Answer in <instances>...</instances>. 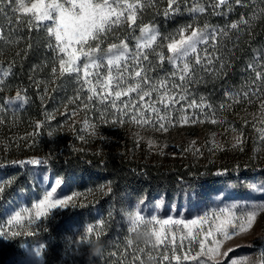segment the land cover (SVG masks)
<instances>
[{"label": "trees", "instance_id": "1", "mask_svg": "<svg viewBox=\"0 0 264 264\" xmlns=\"http://www.w3.org/2000/svg\"><path fill=\"white\" fill-rule=\"evenodd\" d=\"M18 1L10 10H0V226L4 204L31 185L32 162L36 160L55 175L74 179L76 189L86 197L91 194L81 206L39 225L37 237L46 246L44 264H181L174 258L172 248L152 247L142 232H130L126 215L141 200L159 194L171 198L183 189L213 185L219 171L250 174L260 161L257 155L249 153L225 165L213 161L185 164L137 156L133 144L119 152L81 147L79 136L70 127L76 117L108 122L113 112L96 96L88 100L91 94L77 78L80 74L60 73L61 54L49 25L20 13ZM141 3L132 27L115 26L93 44L104 48L124 42L133 47L140 27L157 25L159 38L146 50L149 59L142 61V76L146 75L157 87L167 81L171 98L185 97L176 103L177 115L183 113L184 107L197 121H228L252 140L257 138L256 129L249 126L264 116V76L256 77L257 71L264 73V0H229L228 5L215 10L210 0H177L172 6L175 12L169 10V0ZM193 6L205 11L193 13ZM5 8L0 4V9ZM232 23H237L238 28L232 29ZM193 28L217 30L214 40L208 39L198 48L201 57L210 54L211 63L202 59L196 64L193 54L187 59L191 71L180 81L177 67L168 59L167 43L182 30ZM254 63L256 69L250 70L249 65ZM173 72L177 75L172 76ZM226 92L239 93V101L228 99ZM15 93L26 100L18 111L6 104ZM159 95L151 93L156 99ZM191 100L202 102L204 107H187ZM261 146L263 143L255 139L249 150H259ZM89 227L94 229V242H80ZM22 242L13 239L3 244L0 264H14L11 258ZM165 254L168 260L163 259Z\"/></svg>", "mask_w": 264, "mask_h": 264}, {"label": "rangeland", "instance_id": "2", "mask_svg": "<svg viewBox=\"0 0 264 264\" xmlns=\"http://www.w3.org/2000/svg\"><path fill=\"white\" fill-rule=\"evenodd\" d=\"M20 2L21 0L17 3L18 11L33 16L32 13H25L19 10ZM22 2L25 7H30L35 0H22ZM46 2H49V0H46ZM38 23L43 25L51 24L54 27L52 21H40ZM122 24H127L129 27L133 26L128 22ZM115 26L119 25H113V27ZM145 27L154 30L157 34V39L153 42L152 47L156 44L159 38V29L157 25L146 24L140 27L139 33L133 41V47L128 46L130 53L136 52L137 45L143 42L142 30ZM192 30H197L198 33L203 32L205 36H208L211 32L209 28L187 29L181 31L174 39L179 40L181 36L186 38ZM93 41L90 40L88 46L95 48L96 45L93 44ZM121 43H116L115 45H120ZM203 44L205 43L199 44L197 47L199 48ZM111 45L113 44L104 48L99 45V51L95 55L107 54ZM149 49H145V51ZM168 53L170 61L173 53L169 51ZM77 54L79 55V52ZM64 58L67 59L66 56ZM79 63H84L83 57H81ZM129 63L131 64V61ZM170 63L177 67L175 63ZM99 71L104 73L106 69L102 68ZM130 72L132 73V78L127 83L134 84L138 78L134 77V72L131 69ZM80 75L82 79V73ZM91 79L93 86H96L95 77ZM85 85L88 90L89 85ZM100 91L101 89L97 86V93H100ZM88 92L90 91L88 90ZM130 95L134 97L136 93H131ZM96 97L99 98V96ZM121 99L128 100L129 97L122 96ZM170 99L172 98L168 95L165 98V102ZM157 100L153 96L150 98L145 97V102L161 108L160 114H167V117L171 120V123L166 124V131L159 129L158 124L155 126L151 124L141 126L133 122L128 116H121L120 113L112 108V117L108 122L106 120L95 121L90 117L87 119L76 117L70 127H73V133L79 136L78 144L81 142V147H86V149L119 152L125 151L128 149L125 147L133 144L135 155L163 163L194 164L213 161L219 165H225L226 163L229 164L230 161L236 160L237 157L249 155V153L257 155V159L260 161L255 163V167L252 168L253 172L250 174L219 171L216 173L217 179L215 183L205 188L183 189L171 198L166 197L164 194H159L152 198L141 200L135 204L133 212L126 215L127 226H130V216L134 215H140L145 219L156 217L157 220L181 221L182 223L180 224L170 223L163 226V231L168 237L165 242L167 248H172L175 252L174 255L181 257L178 261L181 264H200L201 261H204V264H231L233 259L241 261V264H264V255H261V253H264V138H261L260 131L264 130V116L260 117L261 119L252 121L249 126V128L256 129L257 138L253 137L254 140L256 139V141L263 143L259 150L255 149L250 152L249 147L254 140L241 133L230 122L221 123L215 119L197 121L196 118L186 112L184 107L181 108L183 113L181 112V114L177 115L176 112L179 110L175 108L176 103L174 105L170 104L169 109H164L163 104L156 102ZM135 102L138 105L142 103L138 100ZM102 103L109 106L108 102ZM6 104L12 111H18L25 106L26 100L20 93H15L6 100ZM262 109V113H264V107ZM260 111L261 109H259ZM144 114L145 116H152L154 120L156 119V114L152 113L150 109L145 111ZM184 117L188 118V122H184ZM121 119L125 122L120 123ZM114 120L116 121L115 123H113ZM213 120L216 122L213 123ZM32 176L31 185L24 191L17 192L4 204L2 210L3 221L0 231L4 232L5 235L0 236V248L3 244L13 239H22L23 241L18 252L11 258L14 264H44L43 255L46 247L43 250L42 259L36 258L32 253V250L36 247L45 245V242L37 237L39 225H45L47 221L58 218L62 213L70 212L81 206L83 199H88L89 195H91L87 194L86 197V194L80 193L81 191L76 189L74 179L65 180L55 175L49 167H41L40 164H32ZM53 188L55 189L52 193L53 199L71 197V200H68L67 206L51 209L46 217L30 223L29 221L33 220L35 215L34 204ZM253 209L257 210L258 214L252 225L250 227L246 226V231L240 232L238 228L234 230L229 227L228 231L230 233L233 231L236 233L229 238H225L222 233L216 231V226L224 218L222 210L234 213L233 222L238 223L246 210ZM16 212L21 213L23 218L21 224H16L15 222L9 224L8 221ZM194 219L201 220L202 223L192 226V235L189 236V229L185 228L184 225H191V221ZM155 227L159 229L160 225L156 224ZM207 231H211L212 235L205 241V251H207L208 247H218V254L212 259L200 256L199 260L185 261L183 256L186 253L195 255L199 252V240L204 239ZM139 232H142L148 240L152 239L150 235L145 234L144 226L138 225L135 233ZM173 235L175 236V245L171 243ZM214 240L219 243L212 244Z\"/></svg>", "mask_w": 264, "mask_h": 264}, {"label": "snow or ice", "instance_id": "3", "mask_svg": "<svg viewBox=\"0 0 264 264\" xmlns=\"http://www.w3.org/2000/svg\"><path fill=\"white\" fill-rule=\"evenodd\" d=\"M239 2L240 0H237V3ZM15 3L16 0H0V4L6 5L5 9L0 10H10ZM228 3L229 0H210L213 10L226 6ZM174 4H177V0H169V10L172 12L177 10L172 7ZM142 6L141 0H49V2H46V0H35L34 3H31L30 7H25L21 0L19 3V10L25 13H32L37 22H53L54 27L50 24L48 30L49 33L54 36L57 42L56 47L59 53L62 54L59 59V71L61 74L82 73L83 83L89 85L88 90L91 92V95L88 96V100H92L93 97L99 96L102 102H108L110 108L115 109L121 116H128L133 122L141 126L148 124L155 126L158 124L159 129L166 131V124L171 123V120L167 117V114H160L161 108L154 107L152 104L145 102V97L150 98L153 91L160 93L156 102L163 104L164 109H169L170 104L174 105L178 103L179 100H184L185 97L180 96L179 100L172 98L168 102H165V98L168 96L167 81H161L159 87H157V85L150 83L146 75L142 76L144 72L142 61H148L149 59V53L145 51V49L151 48L153 42L156 41L157 34L155 31L150 30L148 27L142 30L143 42L137 45V51L134 53H130L128 45L123 42L120 45H111L108 49V53L105 55H95V53L99 51V45H96L95 48L88 46L90 40H97L102 34L111 31L113 25H120L125 22L134 25L136 23L137 10ZM190 11L193 13H202L205 11V8L193 6L190 8ZM189 27L191 26L189 25ZM230 27L232 29H237L238 24L232 23ZM216 32L217 30H213L208 36H205L203 32L198 33L197 30H192L190 35L186 38L181 36L179 40L173 39L172 42L167 45L168 51L173 53V56L170 57V62L177 65L180 81H184L191 71L187 58L193 54H195L196 64H200L202 59L211 63L210 54L205 53V56L201 57L197 46L202 43H207L208 39L214 40ZM77 46L79 47L77 48ZM78 52L79 55L77 54ZM65 56L67 59L64 58ZM81 57L84 58V63L82 64L79 63ZM163 59L164 57L161 56V62H163ZM129 61H131V64ZM180 65H182V67H180ZM102 68L106 69V72H100L99 70ZM130 69L134 72V77L141 78L136 80L134 84L127 83L132 78ZM249 69L255 70L256 64L249 65ZM52 71L55 73L56 69L53 68ZM176 75L177 72L172 73V76ZM262 76H264V73L257 71V79H260ZM92 77H95L96 86H93ZM77 78L80 79L81 77L78 75ZM142 84L148 85L147 89L143 88L141 86ZM97 86L101 89L100 93H97ZM173 86L179 87V85ZM161 88L164 89L163 92L160 91ZM131 93H136V96H131ZM225 95L228 99H232L235 102L239 101V93L226 92ZM122 96H127L129 99L122 100ZM244 96H248L247 91L244 93ZM137 100L142 103L138 105L135 102ZM223 106L222 104L221 107ZM261 106L264 107V102H262ZM187 107L203 108L204 105L202 102L191 100ZM149 109L152 113L156 114L155 120L152 116H145V111ZM183 119L185 123L188 122L187 117ZM115 122L114 120L113 123ZM124 122L123 119L120 120V123ZM212 122L215 123L216 121L213 120ZM85 123L87 124V122ZM260 131L261 138H264V130ZM32 163L38 164L40 162L33 161ZM54 191V188L51 189L42 199L34 204L35 215L34 219L29 221L30 223L40 220L42 217H46L51 209L67 206L68 200H71V197L67 199H53L52 193ZM222 214L224 218L216 226V231L222 233L225 238H229L231 235L236 234L235 231L230 233L228 231L229 227L234 230L238 228L240 232L246 231L247 227H250L253 221H255L258 212L254 209L246 210L238 223L233 222L234 213L228 210H222ZM22 219L21 213L16 212L8 223L12 224L15 222L16 224H21ZM217 219H219V217H217ZM170 223L180 224L182 222L168 219L157 220L156 217L145 219L140 215H134L130 216L129 231L135 232L138 225L144 226L145 234L152 237L148 243L152 245V247L166 248L167 245L165 242L168 240V237L163 231V226ZM200 223H202L201 220L194 219L191 221V225H184L185 228L189 229V236L192 235V226H196ZM156 224L160 225L159 229L155 227ZM93 232L94 229L89 227L86 235L81 238L80 242L93 243L94 240L91 236ZM2 235H5V233L0 231V236ZM211 235L212 232L207 231L204 239L199 240V252L195 255L186 253L183 259L185 261L199 260L200 256L212 259L216 256L219 252L218 247H208L207 251H205V241ZM171 243L175 245L174 235ZM218 243V241H212L214 245ZM129 244H131V240H129ZM45 247V245H40L33 249L32 253L36 258L42 259V253ZM261 255H264V253H261ZM174 258L177 261L181 259L180 256H174ZM163 259L168 260L169 257L165 254ZM200 264H204V261H201ZM231 264H241V261L233 259Z\"/></svg>", "mask_w": 264, "mask_h": 264}]
</instances>
